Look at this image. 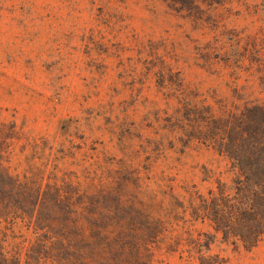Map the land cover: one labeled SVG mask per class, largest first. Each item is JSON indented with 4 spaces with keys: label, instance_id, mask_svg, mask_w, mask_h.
<instances>
[{
    "label": "rangeland",
    "instance_id": "374dc122",
    "mask_svg": "<svg viewBox=\"0 0 264 264\" xmlns=\"http://www.w3.org/2000/svg\"><path fill=\"white\" fill-rule=\"evenodd\" d=\"M254 103L264 0H0V163L82 217L161 220L158 264H198L180 253L194 237L231 264H264V238L248 247L192 216L236 177L217 119Z\"/></svg>",
    "mask_w": 264,
    "mask_h": 264
},
{
    "label": "trees",
    "instance_id": "16d2710c",
    "mask_svg": "<svg viewBox=\"0 0 264 264\" xmlns=\"http://www.w3.org/2000/svg\"><path fill=\"white\" fill-rule=\"evenodd\" d=\"M217 121L223 123L222 136L214 142L236 177L230 191L217 182L216 190L192 207L193 220L252 247L264 238V105H235ZM22 179L0 163V264H158L151 243L161 249L167 237L161 220L152 225L150 215L136 221L128 212L82 217L73 210L72 198L59 197L58 189L53 198L39 197L40 187ZM182 247L180 253L198 264H231L210 254L208 245L204 250L199 237Z\"/></svg>",
    "mask_w": 264,
    "mask_h": 264
}]
</instances>
